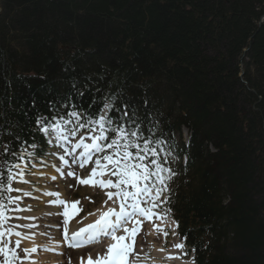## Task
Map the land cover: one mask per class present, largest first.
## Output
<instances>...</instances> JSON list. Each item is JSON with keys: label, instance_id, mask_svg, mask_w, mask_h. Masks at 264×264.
<instances>
[{"label": "trees", "instance_id": "trees-1", "mask_svg": "<svg viewBox=\"0 0 264 264\" xmlns=\"http://www.w3.org/2000/svg\"><path fill=\"white\" fill-rule=\"evenodd\" d=\"M110 97L153 130L156 159L174 150L165 204L195 264H264V0H0L5 182L44 152L37 117Z\"/></svg>", "mask_w": 264, "mask_h": 264}, {"label": "snow or ice", "instance_id": "snow-or-ice-1", "mask_svg": "<svg viewBox=\"0 0 264 264\" xmlns=\"http://www.w3.org/2000/svg\"><path fill=\"white\" fill-rule=\"evenodd\" d=\"M119 103L118 98H108L96 116H86L83 111L72 110L67 113V118L60 115L53 116L48 120L41 116L36 120V123L40 125L39 131L50 137L48 142L52 143L54 139L58 145L64 148V154L59 157L64 164L69 162L65 157H71L72 164H77L80 168H84L94 160L95 166L92 167L91 174L83 179L77 176L78 183L99 186L102 189H116L114 192L107 191V200L104 201V204L113 201L114 204H118V207H107L106 210L98 209L99 214L92 223L84 224L83 227L70 235L67 228L68 220L80 211L76 208L79 201L71 203L70 211L68 202L60 199L59 193H46L57 197L49 203L64 207V241L70 247L79 248L85 243L99 242L106 238L113 241L108 245L107 252L103 256L98 255L95 261L89 257L87 264H130L128 259L130 253L134 257L131 264H138L140 254L134 252L133 249L135 237L140 230L138 218H149L152 209L157 207V202L162 204L168 201V197L163 193L169 191L167 181L175 175L170 168L164 167L163 163L156 159L159 150L153 147L152 137L155 135L153 130L148 129V135L145 136V129L136 109L128 102L124 103L122 109H117ZM113 111L119 112L118 119L112 117ZM69 125L72 126L68 127ZM81 129H87L85 135H80L75 142H72L70 138L77 137ZM86 137L90 143L85 142ZM110 137L111 139H109ZM64 142H68L70 147H64ZM155 143L160 145L161 141L156 140ZM9 147L10 145L4 146L5 154L9 151ZM30 147L36 148L37 145L33 144ZM12 155L16 156L17 154L13 152ZM25 155L32 157L35 154L27 152L25 149L19 154L21 162ZM149 156L152 157L150 160ZM102 161L106 163H102ZM13 168L19 169L20 164L7 166L6 182L4 172H0V254L3 255V261L0 264H16L21 260L17 253L20 240L17 239L15 246L10 247L12 241L6 239L13 235L21 236V233L15 231L13 227L6 226L12 211L8 206L20 199L19 196L13 197L7 193L23 191L12 187V181L16 179L12 173ZM56 170L57 172L61 171L60 168ZM106 171L109 173L107 177H105ZM67 174L74 175L71 171ZM18 175L23 180V170ZM111 177H116L115 182ZM55 178V176L52 177V179ZM24 195L27 196L30 193L24 192ZM142 205H150V207ZM94 215L96 213H88V216ZM130 223L133 225L131 228L128 227ZM23 227L31 228L32 225H23ZM121 230L123 235L118 234ZM164 235L167 236L168 233L165 232ZM126 239L132 242L126 243ZM174 247L180 249L184 245L180 243L175 244ZM23 251L27 254L35 252L36 248L32 247ZM28 258V255L23 257V259Z\"/></svg>", "mask_w": 264, "mask_h": 264}, {"label": "bare ground", "instance_id": "bare-ground-1", "mask_svg": "<svg viewBox=\"0 0 264 264\" xmlns=\"http://www.w3.org/2000/svg\"><path fill=\"white\" fill-rule=\"evenodd\" d=\"M75 140H72V142H75ZM89 141L90 140L88 138H85V142L90 143ZM64 147H70V144L68 142H64ZM70 164L71 163L64 164L62 162L60 167L61 171L66 168L69 169ZM88 165H85L83 170H80V167L77 164H73L72 166H75L77 170H80L79 174L77 175L83 179L87 178L91 174H84ZM56 169L57 168H51L46 171V181L51 182L53 180L59 179ZM15 176L16 179L13 180V182L18 180V176ZM53 176L56 178L52 179ZM45 185L46 184L42 185L43 190H41V192L38 193L36 197L31 196L26 197L27 199L25 198L26 204L31 206L43 205L41 207H44V209H40L38 212L24 213L21 209V204L24 203L23 197H20V199L12 205L10 220L6 226L13 227L15 231L21 233V236L16 237L13 235L12 237L6 239H10L12 241L11 247L15 246V241L17 239L20 240V246L17 248V253L18 255H21V260L17 264H66V261L70 264H87L89 257L95 261L98 255L101 256L102 253H106L108 245L113 242L110 238L100 240L94 245L86 247L82 250H72L67 247L68 244L64 241V210L62 212V210L59 209L61 205L49 203V201L55 200L57 197L55 196L54 198H49L50 195H47L46 192H54L51 190V188L46 187ZM88 186L90 188L93 187L92 185H87V187ZM58 190L59 192L57 193L60 194L59 198L66 201V197L64 196L61 185L58 186ZM13 194L14 196L16 195L15 193ZM71 203H68L70 211ZM107 207H118V204H114L113 201H108V203L105 205L103 202L94 211L96 215H86L82 219L77 218L78 213L74 214L68 220L67 228L69 235L72 232L77 231L80 227H83L84 224L92 223L99 214L97 210H106ZM62 209H64L63 206ZM138 220L140 230L137 233L133 243L134 252H138L140 254L138 258V264H147V262L150 264H193L191 258L188 260L184 258L182 248L178 249L174 247L175 244L181 243L176 239V234H173L174 240L171 241L170 244L165 245L164 231L166 228L170 227L175 233L176 222L174 220L169 219V221H166L158 211L152 212L149 218L139 217ZM23 225H32V227H23ZM132 226L133 225L131 223L128 225L130 228ZM128 242L132 241L127 240L126 243ZM32 247L36 248L35 252H29L26 254L23 251L24 249H31ZM86 251L88 252L84 254ZM76 254L79 255L76 256ZM25 255H28L29 258L23 259ZM2 257L3 255L0 256V258ZM128 259L131 264V261L134 259L131 253L129 254Z\"/></svg>", "mask_w": 264, "mask_h": 264}, {"label": "rangeland", "instance_id": "rangeland-1", "mask_svg": "<svg viewBox=\"0 0 264 264\" xmlns=\"http://www.w3.org/2000/svg\"><path fill=\"white\" fill-rule=\"evenodd\" d=\"M71 126L72 125H70L68 127H71ZM81 134H82V132H79L77 134V138H79L78 136H80ZM48 138H50V137L48 136ZM182 140L185 141L184 131L182 133ZM50 144H51V147L47 151L46 158H42V160L39 161L38 163L31 161V165H29V166L27 164H22L20 166V168L14 172L15 174H13V175L18 176V180L14 181V182L12 181V187L13 188H19V189L23 190L20 192H15V191L12 192L13 196H14L13 193H15L16 194L15 196L23 197L24 203L21 204L22 211L24 213H33V212H38L40 209L41 210L44 209V207H41L43 205L31 206V205L26 204L25 201L27 199L26 197H31V196L36 197L37 194L40 193L41 190H43L42 185L46 184L45 186L51 188V190L54 193L59 192L58 186L61 185L63 192H64V196L66 197V201L68 203H71L73 201H79V204L76 205V208L80 209V211L77 214V216H78L77 218L82 219L86 215H88L89 212L94 213V211L106 200L107 190L102 189V188L100 189L99 186H93L90 188L89 186L87 187V185H82V184L78 183L76 181L77 180L76 177L79 175H77V174H79V171L83 170L84 168H80V170H77V168H75V166L72 167V165H73L72 163L69 165V167H70L69 169L66 168V169H63L62 171L58 172V176H59L58 180H53L51 182L46 181V179H47L46 171L51 169V168H53V169L60 168L62 161L60 160L59 157L64 154V148H63V150L60 149L59 148L60 145L58 146L54 139H53V142ZM65 159H67L69 161L68 163L71 162V159L69 157H65ZM102 163H106V162L103 161ZM93 166H95L94 160L90 163L89 167L86 169L87 171L84 174H90ZM109 167H110V165H109ZM21 170H23V172H24L23 180H21L19 175H18V173ZM69 171L73 172L74 175L69 176L67 174ZM65 174H67V175H65ZM84 174H82V175H84ZM108 175L109 174L106 171L105 177H107ZM105 177H96V178H102L103 179ZM111 178H113V177H111ZM115 180H116V177L114 178L113 182H115ZM24 192H28V193H30V195L25 196ZM163 195H165V193H163ZM54 197H55L54 195L49 196V198H54ZM162 198H163V196L161 197V199ZM12 205H10V207H9L10 210L12 209ZM145 207H150V205H145ZM59 209L62 210V212H63L62 206H60ZM154 211L160 212L164 216L163 218L166 221H169V219H171V217L168 215L167 209L159 202H157V207L152 209V212H154ZM165 232L168 233L167 236L164 235V242H165V245H167V244H170V242L174 240V236H173L174 232L172 231V229L170 227L166 228L164 233ZM123 234L124 233L121 230V233L119 232V235H123ZM175 234H176V230H175ZM126 241H127V239H126ZM11 245L12 244H10V247H11ZM183 251H184L183 256L185 259L188 260L191 258V260H193L191 252H187L186 249L185 250L183 249ZM84 253H86V252H84ZM103 254H105V253H103ZM1 255L2 254H0V256ZM78 255L76 254V256H78ZM19 256L21 257V255H19ZM2 261H3V257L0 258V262H2ZM18 262L19 261H17L16 264ZM66 264H70V263L66 261ZM147 264H150V263L147 262Z\"/></svg>", "mask_w": 264, "mask_h": 264}]
</instances>
